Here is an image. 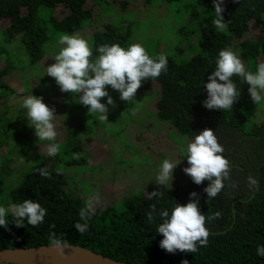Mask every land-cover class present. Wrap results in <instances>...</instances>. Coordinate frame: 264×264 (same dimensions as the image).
<instances>
[{"label": "trees", "instance_id": "trees-1", "mask_svg": "<svg viewBox=\"0 0 264 264\" xmlns=\"http://www.w3.org/2000/svg\"><path fill=\"white\" fill-rule=\"evenodd\" d=\"M91 1L0 0V151L5 145L7 149L0 158V206L8 207L32 199L47 209L44 221L37 227L25 220L24 226L17 228L9 215L8 228L0 227V249L59 241L81 245L132 264H182L184 260L188 264H264V257L256 254L257 246L264 245V102L255 105L248 93L249 86L239 77H233L241 95L231 110H208L202 104L207 98L203 84L215 69L220 50L230 47L253 72L258 63L264 62V0H240L239 3L225 0L223 15L225 22H229L223 32L212 23L215 19L212 0H159L158 7L167 8L168 13L169 6L177 4L174 12L183 15L185 21L178 27V32L185 35L186 40L194 36L201 42L200 48L199 45L194 48L192 41L180 44L179 41L174 44V53L166 52L164 46H159L155 53L146 41L133 37V22L116 18V13L125 15L132 11L134 3L149 5L157 0H93L88 5ZM59 6L65 9L62 14H56ZM113 6L116 13L109 9ZM107 10V16H101ZM3 20H9L5 27ZM79 32L92 35L93 58L99 45L119 44L127 48L133 43L143 45L152 58L160 54L167 56V72L155 80L145 81L138 89L135 101H120L119 104L116 91L109 95L122 107L140 101L145 93L156 95L158 117L191 139L205 128L212 129L231 165L230 179L224 181L225 187L215 198L207 201L203 189L208 186V181L196 185L191 178L183 185L154 187L151 192L157 191V195L151 200L146 198L148 194L136 193L119 203L107 204L105 192H96L93 196L99 194L100 204L88 222V230L81 234L74 225L80 221V210L89 197L83 196L79 189L67 186L66 174L58 164L62 152H72L82 146L77 134L82 127L68 129L63 138H56L61 150L55 157L37 152L31 166L17 164L15 157L19 160L25 147H16L11 141L21 134L24 140H37V137L27 114L24 115L26 109L21 107L25 93L20 90L18 80L15 81L21 78L20 71L15 57L10 54L12 51L5 44L18 40L31 64H37L45 58L48 49L55 51L54 56L58 54L61 46L57 42L58 34ZM40 82H44L42 78ZM27 83L30 84L29 80ZM41 84L38 83L34 91L50 92L49 89L41 90ZM106 90L112 88L106 86ZM67 94V104L79 106L78 96ZM24 116L26 120L22 121ZM67 162L79 165L86 159L80 157ZM43 167L49 170L51 179L36 173L37 168ZM249 176L257 181L256 186L249 187ZM192 192L198 193V206L206 217L210 232L208 244L199 247L195 253H168L159 247L163 237L156 233L161 223L158 212L161 209L171 211L176 203L186 205ZM153 204L157 214L154 221L149 222L147 213ZM216 211L222 213L221 218L208 221L207 217Z\"/></svg>", "mask_w": 264, "mask_h": 264}, {"label": "clouds", "instance_id": "clouds-1", "mask_svg": "<svg viewBox=\"0 0 264 264\" xmlns=\"http://www.w3.org/2000/svg\"><path fill=\"white\" fill-rule=\"evenodd\" d=\"M239 3L240 0H232ZM215 9V19L212 21L216 29L223 32L228 27L223 13L225 0H212ZM58 44L61 45L58 54L54 56V63L46 67V75L53 78L62 93L78 96L79 104L88 109V115L95 116L100 122L108 121L109 106L116 107L115 101L106 90L110 86L119 92V99L124 102L136 100V94L143 83L155 80L162 73L167 72L168 58L160 54L152 58L139 43L130 44L127 48L119 44H102L96 48L97 55L93 58V49L89 42L78 34H58ZM233 77H239L243 84H247L248 93L255 105L264 102V62L258 63L256 70H248L244 61L230 47L219 51L215 60V69L203 84L207 98L202 102L208 110H231L240 98L241 92ZM107 103H101L102 98ZM21 107L26 109L30 127L39 141H48L45 154L55 157L61 150L56 141L57 131L54 120L55 108L43 102V97L28 95L23 98ZM225 149L218 143L214 131L205 128L194 136L186 145V159L188 167L183 172L190 176L196 185L208 181L203 189L207 201L215 198L225 187L224 181L230 179V161L223 155ZM181 160L164 159L160 165L155 183L159 186L171 184L173 171ZM36 173L41 177L51 179L46 167L37 168ZM249 187L257 185V181L248 177ZM157 191L148 193L151 200ZM100 204V196L89 197L80 210V221L75 223V229L83 234L88 230L89 220L94 214L95 207ZM198 193H190V200L186 205L176 203L171 211L161 209L158 216L161 223L156 233L162 235L159 247L168 253H195L199 247H206L210 232L206 227V217L199 209ZM147 213L149 222L154 221L157 214L156 206L150 205ZM47 214V209L39 202L25 199L21 203H12L8 207L0 206V227L8 228V216L14 220L19 228L24 226L25 220L33 227L39 226ZM222 213L216 211L207 217L208 221L221 218ZM59 244V241H54ZM258 256L264 257V245H258ZM182 264H188L184 260Z\"/></svg>", "mask_w": 264, "mask_h": 264}, {"label": "rangeland", "instance_id": "rangeland-1", "mask_svg": "<svg viewBox=\"0 0 264 264\" xmlns=\"http://www.w3.org/2000/svg\"><path fill=\"white\" fill-rule=\"evenodd\" d=\"M158 1L149 5L141 3L140 6L134 3L133 10L125 15L114 12L115 6L109 9L116 13L119 21L133 22V37L136 40L146 41L155 53L158 52L159 46H164L166 52L174 53V44L179 41V44L192 41L194 48L197 45L200 48L201 42H197L194 36L186 40L185 35L178 32V27L185 24V21H183V15L174 12L177 4L169 6L168 13L167 8L158 7ZM92 2L93 0L88 5ZM137 7H139L138 10H136ZM62 12H65V9L59 6L56 14H62ZM107 14L108 10L103 11L101 16L106 17ZM8 22L9 20H3L2 26L5 27ZM191 29L189 27V30ZM76 34L86 39L91 46L92 35L88 32ZM5 46L9 47L10 52L12 51L11 56L15 57V64L21 74V78L15 81L18 80L17 83L21 84L20 90L24 91L25 97L31 94L43 97L46 105L55 108L57 116L54 123L57 137L63 138L68 129L82 127L77 133L82 146L72 152H62L58 164L66 174L69 188L79 189L85 197H91L96 192H105L104 198L108 199L107 204L119 203L123 198L136 193L147 195L154 187L159 186L155 181L164 159L181 160L173 171L171 184L183 185L190 180L191 177L186 175L183 169L189 166L186 159V145L192 139L170 122L158 117L155 105L156 95L145 93L140 101L122 107L119 105L120 94L116 91L119 104L115 108L109 106L108 121L100 122L95 116L88 115V109L81 104H78L79 106L73 103L67 104L69 94L62 93L55 80L46 75L47 64L52 63L55 51L48 49L42 61L31 64L18 40L7 42ZM262 59L264 61V57ZM4 63L5 61L2 62ZM31 76H33L32 80ZM41 78L44 82H40ZM38 83H42L39 87L41 90L49 89L50 92L34 91ZM114 91L108 90V93ZM101 103L106 104L107 98H102ZM262 118L261 116L260 119ZM25 120L24 116L22 121ZM14 122L19 121L14 119ZM11 142L15 143L16 147H25V152L20 155L19 160L15 157V161L17 160L19 165L24 163L27 166H31L36 161L35 153L45 152L47 145V141L29 138L24 140L22 134L16 135ZM6 153L5 145L0 151V158ZM80 157H85L86 162L79 165L67 162ZM15 182L17 183V180Z\"/></svg>", "mask_w": 264, "mask_h": 264}, {"label": "water", "instance_id": "water-1", "mask_svg": "<svg viewBox=\"0 0 264 264\" xmlns=\"http://www.w3.org/2000/svg\"><path fill=\"white\" fill-rule=\"evenodd\" d=\"M132 264L73 243L0 249V264Z\"/></svg>", "mask_w": 264, "mask_h": 264}]
</instances>
